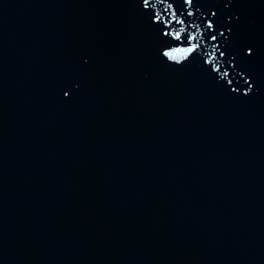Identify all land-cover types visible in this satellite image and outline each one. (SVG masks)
I'll list each match as a JSON object with an SVG mask.
<instances>
[{"label": "water", "instance_id": "obj_1", "mask_svg": "<svg viewBox=\"0 0 264 264\" xmlns=\"http://www.w3.org/2000/svg\"><path fill=\"white\" fill-rule=\"evenodd\" d=\"M170 2L0 0V264H264V0Z\"/></svg>", "mask_w": 264, "mask_h": 264}, {"label": "snow or ice", "instance_id": "obj_2", "mask_svg": "<svg viewBox=\"0 0 264 264\" xmlns=\"http://www.w3.org/2000/svg\"><path fill=\"white\" fill-rule=\"evenodd\" d=\"M142 4V8L144 10H148L147 14L149 16V20L153 25H160V35L164 37H168L169 41H166L164 45H162L160 54L163 58H166L168 61L173 63H178L180 60L176 54H181V59H186L193 54H197L199 51L202 50V41L197 40V36L192 32L187 31L185 27L186 21L184 19H180L177 16V11L174 9L173 4L170 0H139ZM194 0H182V5L192 7ZM155 4H164L166 8L164 11L156 12L155 11ZM183 12L186 13L188 16H192L193 13L188 11L187 8L183 9ZM215 15V13H213ZM174 25H180L179 28H175ZM191 24H188L187 27H191ZM206 29L209 31L208 39L211 41H216V35L214 34V26L213 22L209 21L206 24ZM231 31V29H229ZM223 35V33H221ZM201 37L203 38V33H201ZM171 41L177 42L179 44H186V47H180L176 45H172ZM244 56L251 57L253 55L252 47H248L247 51L243 53ZM220 56H224V52H220ZM207 62V61H206ZM251 80H245V84L247 88L244 92V95L248 94L252 87ZM230 83V82H229ZM238 89H233V91H237ZM64 96H69V92L65 91L63 93Z\"/></svg>", "mask_w": 264, "mask_h": 264}]
</instances>
